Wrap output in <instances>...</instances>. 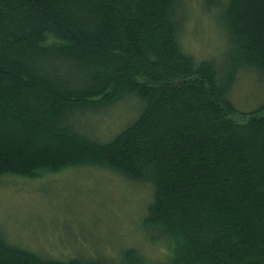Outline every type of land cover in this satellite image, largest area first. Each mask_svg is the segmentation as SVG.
<instances>
[{"label":"trees","instance_id":"obj_1","mask_svg":"<svg viewBox=\"0 0 264 264\" xmlns=\"http://www.w3.org/2000/svg\"><path fill=\"white\" fill-rule=\"evenodd\" d=\"M184 3L0 0V177L91 164L151 190L143 243L117 260L41 258L0 229V264H150L149 248L162 264H264V104L229 97L242 72L264 75V0L213 1L222 67L183 48ZM127 93L140 110L107 140L72 117Z\"/></svg>","mask_w":264,"mask_h":264},{"label":"rangeland","instance_id":"obj_2","mask_svg":"<svg viewBox=\"0 0 264 264\" xmlns=\"http://www.w3.org/2000/svg\"><path fill=\"white\" fill-rule=\"evenodd\" d=\"M213 1L184 0L181 40L196 60L210 59L222 67L227 33ZM229 97L240 111L260 108L264 104L263 72H242ZM139 110L133 95L127 93L109 104L73 112L72 117L89 136L103 139L132 121ZM41 173L33 178L0 177V229L12 244L45 259L92 261L117 260L123 248L143 243L149 186L91 164ZM148 250L150 264H162L161 250Z\"/></svg>","mask_w":264,"mask_h":264}]
</instances>
